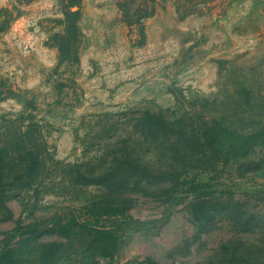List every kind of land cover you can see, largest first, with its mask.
Instances as JSON below:
<instances>
[{
  "label": "rangeland",
  "instance_id": "374dc122",
  "mask_svg": "<svg viewBox=\"0 0 264 264\" xmlns=\"http://www.w3.org/2000/svg\"><path fill=\"white\" fill-rule=\"evenodd\" d=\"M67 9L0 0V264H264V0Z\"/></svg>",
  "mask_w": 264,
  "mask_h": 264
},
{
  "label": "trees",
  "instance_id": "16d2710c",
  "mask_svg": "<svg viewBox=\"0 0 264 264\" xmlns=\"http://www.w3.org/2000/svg\"><path fill=\"white\" fill-rule=\"evenodd\" d=\"M64 1V6L67 7V16H69V14H73L76 12V10H73L72 8L75 7V6H80L81 5V2L82 0H63ZM124 9V16L128 17V12L125 10V8H122V10ZM3 11V9H2ZM130 22H140V20H128ZM0 29H3L1 26H0Z\"/></svg>",
  "mask_w": 264,
  "mask_h": 264
}]
</instances>
